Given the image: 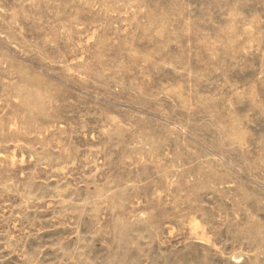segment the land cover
<instances>
[{"label":"rangeland","instance_id":"obj_1","mask_svg":"<svg viewBox=\"0 0 264 264\" xmlns=\"http://www.w3.org/2000/svg\"><path fill=\"white\" fill-rule=\"evenodd\" d=\"M0 264H264V0H0Z\"/></svg>","mask_w":264,"mask_h":264}]
</instances>
